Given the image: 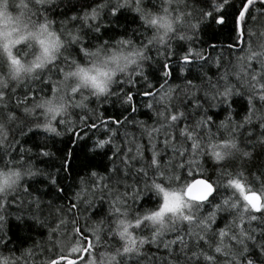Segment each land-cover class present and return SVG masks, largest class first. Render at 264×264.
Returning a JSON list of instances; mask_svg holds the SVG:
<instances>
[{"label":"snow or ice","instance_id":"1","mask_svg":"<svg viewBox=\"0 0 264 264\" xmlns=\"http://www.w3.org/2000/svg\"><path fill=\"white\" fill-rule=\"evenodd\" d=\"M37 3H41V0H37ZM170 4L171 0H159L158 5L153 2L152 7H147L145 0H134L136 11L143 14L145 10H162L165 17L175 14V20L178 22L168 42L165 43L163 39L160 41L164 47L162 58L165 62H157L159 66L156 72L167 82L174 70L181 73L190 71L189 65L192 63H196L203 75H206V72H203L204 67L210 65V62L214 63L219 70L222 58L213 60L211 56L205 57L201 50L188 48L187 53L180 57L183 62L178 65V68L170 66L167 57L173 54L171 42L174 40L190 42L197 30L202 31L205 26L213 24L221 30L227 29L229 40L243 42L247 44V48H241L244 54L236 57L230 73L225 71L214 84L209 77L205 96L208 97L211 92V99H215L218 95L221 97V102L229 103L228 98L234 94L246 95L247 114L239 121L233 120L231 115L226 116L225 120H221L216 125V132H213V117L208 115L207 110L199 117L195 115L202 105L196 104L191 110L185 107V110L181 111L182 99L178 97V103L172 104L173 89L162 91L160 101L167 100L168 103L162 109H154L159 127L143 129L148 137L147 145L135 143V150L133 147H128L127 150L116 148L113 152V175L107 178L114 184H120L123 182V178L119 175L121 172L125 176L134 174L142 178L143 188L135 191L131 197L127 192L123 195L114 194L110 184L103 183L104 178L101 179L100 184L95 183L99 173L93 171L91 177L94 186L90 189L91 195L95 197L99 190V199L103 201L107 191L110 198L107 212L96 219L89 217L91 223L85 229L76 227L78 221H72L71 232L62 233L61 238L56 241L59 252L47 264H132L133 261L135 264H141V258H147V254L143 252L145 245H153L157 249L162 247L167 251L171 259L166 258L161 261V264H264V111H261L258 116L261 121L260 135L253 139V132L247 130L255 114L254 101L258 100L261 105H264V32L258 34L254 28L248 26L249 19L256 21L258 18L257 15H253L254 9L260 17H264V0H193L191 4L189 0H176L175 6L169 7ZM257 4L260 5L259 8L256 7ZM196 5L200 6L196 7ZM119 7L118 2L104 0L92 9V19L96 20L102 9L109 10L110 15L115 16ZM36 15H39V9ZM71 19L76 21L80 18L73 16ZM194 20L195 23H193ZM67 23V21L61 23L60 31L70 37L68 46L61 56L52 57L48 67L34 80L23 83L25 99L33 90V84H44L45 72H51L55 68L62 77L71 75L65 68L68 69L75 63L76 58H71L74 46L80 45L78 52L82 53L83 57L89 55L88 49L93 46L84 45L82 35H74L73 31L67 27ZM152 23L155 24L156 20L153 19ZM87 26L96 33L101 30L99 25L88 24ZM41 28L47 30L46 25H41ZM246 35L248 40H245ZM257 35L259 38L251 42V38ZM103 43L106 48L111 46L109 40ZM116 43L124 45L130 41L119 40ZM148 45H152L151 40L142 47L148 49ZM232 46V44L228 45L229 50ZM157 52L159 53V47ZM20 55H22L21 50H17L16 56ZM9 59L19 63L11 52ZM149 59L150 57L146 55L144 62ZM59 64L63 66H58ZM134 71L136 75L144 77L147 82L142 65H137ZM3 72L4 66L0 63V73ZM230 75L236 77L243 92H238L237 85L229 83ZM221 81H223L222 84ZM61 83L62 79L52 87L53 99L45 102L44 107L47 109L45 113L37 115L35 109L41 105L36 102L31 107H24L25 116L32 117L30 120L22 119L9 104L16 89L13 88L11 92L8 91L9 88L0 89V140L6 139L8 126L17 122L27 123L30 130L33 126L36 129L43 127L46 132L60 136L61 133L51 122L42 124L40 116L43 115L47 119V112L58 113L63 107L62 104L55 103L58 86ZM122 83L134 84L133 74H128L123 82L117 79L114 86H117L119 90H114L113 86L103 98L96 97V101L98 103L101 100L104 103L118 102L122 107H131L134 97L131 89L125 92L124 88L120 87ZM188 86L194 87L191 81L188 82ZM148 87L151 89L152 85L149 83ZM163 87L161 85V89ZM77 95L81 97L79 101L75 99ZM144 95H152V93L148 91ZM188 95L189 92L185 89L183 96L186 98ZM113 97L115 100L112 99ZM192 98L195 100L194 95ZM88 99L89 96L83 95L78 87L71 89L69 102L73 109H86L85 101ZM21 103L22 101L18 100L17 106ZM210 106L215 107V105ZM147 107L153 109L154 106L148 104ZM132 110L135 111V109ZM91 115L96 119L100 118L96 116L95 110H92ZM53 119H56L55 115ZM79 119L83 121L84 117L81 116ZM119 122L116 121V123ZM182 122L183 126H181ZM59 123L67 125L69 132L75 125V121L65 118H60ZM93 127L96 125L93 124ZM154 133L163 134V147H159V137L154 136ZM110 142V140H99L96 147L104 148ZM257 147L259 151H256ZM169 150L171 155L164 160V155ZM146 152L151 153L148 159H145ZM41 155L47 157L49 152L44 151ZM116 160L124 166L123 169L116 165ZM137 161L141 162V167L133 172L134 162ZM209 163L216 175L214 181L210 176L205 175L208 171L205 165ZM16 164L18 167H24L23 161H17ZM149 170L152 172L150 179L148 178ZM184 170L187 171L186 176L182 174ZM196 172L204 178H196L194 175ZM28 174L32 175L30 166H28ZM15 175L19 176V173ZM139 182L137 180V183ZM52 183L55 184L56 181L52 180ZM256 184L260 185V195H257ZM193 186L199 188L196 195L191 194ZM18 188L19 186L15 190ZM149 193L156 200L154 206L138 210L129 205L128 199L135 203L137 199ZM185 193L188 194L185 195ZM170 195L180 197L181 207L167 226L163 222L155 226L153 218L160 215ZM77 199H80V193H77ZM93 202V199L88 197L83 199L82 203L87 205L85 211L93 206ZM72 207L76 208L77 205ZM129 214H132L131 220L119 219L120 215L127 217ZM3 219L4 217L0 216V221ZM221 221L224 222L223 227L220 226ZM66 224L67 221L62 219L60 225L54 230V234ZM114 224H124V230L114 228ZM145 232L147 234H143ZM89 233L91 239H89ZM168 234H173V238L167 239ZM126 236L131 240V244L125 240ZM0 242H3L2 238ZM174 246H178V250ZM100 248L104 251L99 252ZM158 260L160 258L149 259L147 264H157ZM0 264H20V260L15 257L11 260L8 257H0Z\"/></svg>","mask_w":264,"mask_h":264},{"label":"trees","instance_id":"2","mask_svg":"<svg viewBox=\"0 0 264 264\" xmlns=\"http://www.w3.org/2000/svg\"><path fill=\"white\" fill-rule=\"evenodd\" d=\"M103 2L104 0H55L50 6L41 8L39 16L41 18L47 16L53 20L54 27L58 30L61 23L67 21V27L70 30L82 35L84 45L94 46L106 40L113 42L118 37H129L141 46L147 45L150 30L142 25L138 15L127 8L118 10L115 16H111L109 10L102 9L99 19L89 22V24L100 26L99 33L92 31L80 19L72 21L73 16L80 18L82 14L91 12L93 8ZM153 2L159 4V0H145L147 7H152ZM192 2L193 0H189L190 4ZM199 6L196 5V7ZM256 7L259 8L260 5L257 4ZM253 15H257L258 18L256 21L249 19L248 26L254 28L258 34L264 32V17H260L255 9ZM229 28H231V24H229ZM258 38V35L253 36L251 42H255ZM248 39L246 35L245 40ZM229 44L233 45L231 50L228 48ZM171 45L173 54L167 57V62L174 68H178V65L183 62L180 57L187 53L188 48L201 50L205 57L211 56L213 60L222 58V64L218 70L217 66L210 62V65L204 67L203 72H206V75H203L196 63H192L189 65L190 71L181 73L174 70L171 77L165 82V79L156 72V68L159 66L157 62H165L162 58L164 47L159 46L158 53L157 47L148 45L147 55L150 59L142 65V71L147 77V82L144 77L136 75L133 70L135 83L120 84L125 92L131 89V94L134 97L131 107H122L118 102L104 103L103 100L98 103L96 98L89 97L85 101L86 109H72V114L68 120L75 121V125L71 132L67 131V125L59 123L60 118L55 122L57 131L61 133L60 136L42 129H36L34 126L30 130L27 123L17 122L8 126L6 139L0 140V165L18 167L16 162L23 161L24 166L31 167L34 175L22 180L18 190L11 192L6 197H0V216L4 217L0 221V238L3 241L0 242V255L18 258L20 264H47L59 252L56 241L61 238L63 232H71L72 221H78L76 227L85 229L91 223L89 217L96 219L105 214L110 198L106 191L105 198L101 201L99 190H97L96 196L92 197L90 189L94 186L91 177L93 171L99 173V176L95 178V183L100 184L101 179L104 178L103 183L110 184L114 194L123 195L127 192L128 196L131 197L135 191L143 188L142 178L134 174L125 176L121 172L119 175L123 178V182L120 184H114L107 178L113 175V152L116 148L127 150L128 147H133L135 150V143L147 145L148 137L144 134L143 129L159 127L156 123L157 118L154 109H162L168 103L167 100L160 101L162 91L166 92L169 88L173 89L171 93L172 104L178 103V97L182 99L181 111L185 110V107L191 110L196 104L202 105L195 115L199 117L207 110L208 115L213 117V132H216V125L221 120H225L226 116L231 115L233 120L239 121L247 114L246 95L234 94L228 98L229 103L221 102V97L218 95L215 99H211V92L208 97L205 96L209 77L214 84L225 71L230 73L236 57L244 54L241 52V48L246 49L247 44L229 40L227 29L221 30L213 24L205 26L202 31L197 30L190 42L174 40ZM79 47L80 45L74 46L71 58L83 60V54L78 52ZM58 66H63V64ZM43 76L44 84H33V90L28 93L27 99H25L23 84L8 89L9 92L13 88L16 89L9 104L24 120L32 119V117L25 116L24 107H31L41 97L51 96L52 87L56 86L58 81L62 79L55 68L51 72H45ZM117 79L123 82L126 77L121 76ZM189 81L194 87L189 88ZM149 83L152 85L151 89L148 87ZM220 83L222 84L223 81ZM229 83L237 85L238 92H243V88L234 75L229 76ZM161 85L164 86L163 89H161ZM185 89L189 92L186 98L183 96ZM114 90H119V88L114 86ZM148 91L152 95H144ZM193 95L195 100L192 98ZM75 99L79 101L81 97L77 95ZM112 99L115 100V97ZM18 100L22 101L19 106H17ZM148 104H153V109L148 108ZM210 105H215V107ZM254 105L255 114L252 124L248 126L247 130L252 131V138L256 139L261 133V121L258 116L261 111H264V105H261L258 100L254 101ZM92 110H95L96 116L100 117L99 119L91 115ZM38 114L39 110H37ZM81 116L84 117L83 121L79 119ZM126 117L127 120H125ZM117 120L120 122L116 123ZM93 124L96 127H93ZM181 126H183V122ZM154 136L159 137V147H163V134L154 133ZM99 140H110L111 142L106 144L104 148H97L96 144ZM259 150L257 147L256 151ZM44 151L49 152V156L41 155ZM150 155V152H146L145 159L150 158ZM169 155H171L170 150L164 155V160H167ZM8 161L12 163H7ZM116 165L122 169L124 167L119 160H116ZM140 167L141 162H134L133 172ZM205 167L208 169L205 175L210 176L214 181L216 175L211 164H206ZM182 174L186 176L187 171L184 170ZM194 175L204 178L198 172ZM151 177L152 172L149 170L148 178ZM52 180H55L56 183L53 184ZM137 180L140 182L137 183ZM259 187L260 185L256 184L258 195H260ZM77 193H80V199H77ZM85 197L94 201L93 206L87 211H85L87 205L82 203ZM128 203L132 207L142 210L154 206L156 200L149 193L137 199L135 203L128 199ZM73 205H77V207L73 208ZM62 219L67 221L66 226H61L59 231L54 234V230L60 225ZM223 224L224 222L221 221L220 226L223 227ZM166 238L172 239L173 234H168ZM89 239H91L90 233ZM174 247L178 250V246ZM103 251V248L99 249V252ZM143 252L147 254V258L142 257L141 264H147L149 259L160 258L157 264H161V261L166 258L171 259L162 247L157 249L153 245H145ZM132 264H135V261Z\"/></svg>","mask_w":264,"mask_h":264},{"label":"clouds","instance_id":"3","mask_svg":"<svg viewBox=\"0 0 264 264\" xmlns=\"http://www.w3.org/2000/svg\"><path fill=\"white\" fill-rule=\"evenodd\" d=\"M54 2L55 0H41V3H37V0H0V63L4 66V72L0 73V89L34 80L48 67L51 58L61 56L68 46L70 37L54 27L53 20L47 16L41 18L36 15L38 9L50 6ZM112 2L119 3L118 10L127 8L138 15L142 25L150 30L148 40L152 41L151 46H162L161 39L167 43L168 38L177 28L175 14L165 17L162 10H145L142 14L136 11L134 0H112ZM175 3L176 0H171L168 6L173 7ZM85 14L86 12L80 16V20L84 25H88L93 19L91 12H87L86 19ZM153 19L156 20L155 24L152 23ZM41 25H46L47 30L41 28ZM73 34L80 35L74 32ZM119 40H129L130 43L117 44L116 41ZM17 50H21L22 55L16 56ZM10 52L19 63L9 59ZM88 52L89 55L84 56L83 60L76 59L75 63L66 69V72H70L71 75L62 77V83L58 86L55 97V103L62 104L63 107L58 113L47 112V119L41 115L42 124L51 122L55 127L58 118H69V113L73 109L69 102L73 87H78L83 95L103 98L111 91L118 77H126L137 68V65H143L144 57L147 55V49L129 37H118L107 48L104 43H97L88 49ZM61 97L64 98L61 99ZM49 99L53 97L39 98L36 103L41 107L36 108L35 111L45 113L47 109L44 105ZM54 115L56 119H53ZM40 129L46 131L43 127ZM16 173H19V176L15 175ZM32 175H34L33 172ZM32 175L28 174L27 166L0 165V197H6L15 191L22 180ZM180 207V197L170 195L160 215L153 218L154 225L159 226L163 222L167 226ZM119 219L131 220L132 214L127 217L120 215ZM113 227L123 231L125 225L114 224ZM125 240L131 244L127 236ZM0 257H8L11 260L7 255H0Z\"/></svg>","mask_w":264,"mask_h":264},{"label":"water","instance_id":"4","mask_svg":"<svg viewBox=\"0 0 264 264\" xmlns=\"http://www.w3.org/2000/svg\"><path fill=\"white\" fill-rule=\"evenodd\" d=\"M196 178H198V179H200V178H203V177H196ZM198 192H199V188H197L196 186H193V188H192V190H191V194L192 195H196V194H198ZM188 193H185V195H187ZM258 195V194H257Z\"/></svg>","mask_w":264,"mask_h":264}]
</instances>
